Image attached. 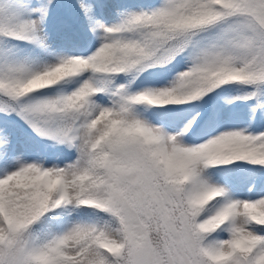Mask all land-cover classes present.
I'll return each instance as SVG.
<instances>
[{"label": "snow or ice", "instance_id": "snow-or-ice-1", "mask_svg": "<svg viewBox=\"0 0 264 264\" xmlns=\"http://www.w3.org/2000/svg\"><path fill=\"white\" fill-rule=\"evenodd\" d=\"M0 264H264V0H0Z\"/></svg>", "mask_w": 264, "mask_h": 264}]
</instances>
